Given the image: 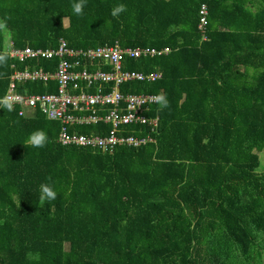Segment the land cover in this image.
Returning <instances> with one entry per match:
<instances>
[{
  "label": "trees",
  "instance_id": "obj_1",
  "mask_svg": "<svg viewBox=\"0 0 264 264\" xmlns=\"http://www.w3.org/2000/svg\"><path fill=\"white\" fill-rule=\"evenodd\" d=\"M72 3L0 0V53L7 32L15 49L60 39L84 50L169 47L124 60L161 79L121 86L163 93L169 107L149 112L159 117L155 143L113 153L61 144L60 122L42 111L0 109V264H264V0H86L83 16ZM120 3L127 11L114 18ZM14 65L25 67L10 55L0 65V97ZM37 129L48 136L41 149L28 142ZM42 184L55 200L40 201Z\"/></svg>",
  "mask_w": 264,
  "mask_h": 264
},
{
  "label": "built area",
  "instance_id": "obj_2",
  "mask_svg": "<svg viewBox=\"0 0 264 264\" xmlns=\"http://www.w3.org/2000/svg\"><path fill=\"white\" fill-rule=\"evenodd\" d=\"M208 7L200 9L199 29L207 40ZM165 48H122L119 44L92 49H75L65 39L56 48L15 49L9 47L10 57L25 68L14 72L5 96L13 98V109L20 116H33L42 111L50 120L59 121V141L63 145L87 147L113 153L120 146L140 147L155 143L152 134L159 126V117L149 112L156 94L124 93L126 82H155L162 78L159 69L149 73L125 69L124 60L156 57L168 54ZM56 59L55 65L44 68L42 60ZM43 83L48 91L19 92L20 85ZM105 125L107 131L81 133L82 126ZM132 126L135 134H127Z\"/></svg>",
  "mask_w": 264,
  "mask_h": 264
},
{
  "label": "clouds",
  "instance_id": "obj_3",
  "mask_svg": "<svg viewBox=\"0 0 264 264\" xmlns=\"http://www.w3.org/2000/svg\"><path fill=\"white\" fill-rule=\"evenodd\" d=\"M86 6V0H73L71 5L72 12L77 16L84 15V8ZM127 11L126 5L123 3L117 4L112 8L111 16L116 18L119 17L122 13ZM2 26V25H0ZM9 60L8 53H0V65H4ZM155 103L159 106V109H167L169 107V101L165 94L161 93L154 97ZM0 109H6L8 112L13 111V98L8 96L0 97ZM28 142L33 148L41 149L46 146L48 142L47 133L43 130L37 129L33 131ZM57 197V192L50 185L42 184L40 186V201H52Z\"/></svg>",
  "mask_w": 264,
  "mask_h": 264
},
{
  "label": "crops",
  "instance_id": "obj_4",
  "mask_svg": "<svg viewBox=\"0 0 264 264\" xmlns=\"http://www.w3.org/2000/svg\"><path fill=\"white\" fill-rule=\"evenodd\" d=\"M10 43H11V40H10V39L8 40V38H6V50L9 48ZM24 68H25V67H24ZM24 68H22V69H24ZM16 69L21 70V69L18 68V67H16ZM47 88H48V87L45 85V89H46V91H48ZM18 91H19V89H18ZM19 92H20V91H19ZM42 92H45V91H42ZM37 93H40V92H37Z\"/></svg>",
  "mask_w": 264,
  "mask_h": 264
},
{
  "label": "rangeland",
  "instance_id": "obj_5",
  "mask_svg": "<svg viewBox=\"0 0 264 264\" xmlns=\"http://www.w3.org/2000/svg\"><path fill=\"white\" fill-rule=\"evenodd\" d=\"M65 23H66V25L68 24L67 20H65ZM6 37L8 38V40L10 39V35H9L8 32L6 33ZM260 155H261V158H262V163L264 165V152H261Z\"/></svg>",
  "mask_w": 264,
  "mask_h": 264
}]
</instances>
